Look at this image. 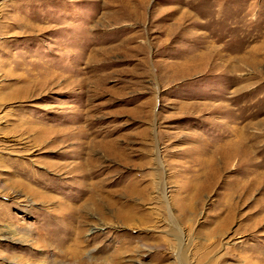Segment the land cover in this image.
<instances>
[{
    "label": "rangeland",
    "instance_id": "obj_1",
    "mask_svg": "<svg viewBox=\"0 0 264 264\" xmlns=\"http://www.w3.org/2000/svg\"><path fill=\"white\" fill-rule=\"evenodd\" d=\"M183 263L264 264V0H0V264Z\"/></svg>",
    "mask_w": 264,
    "mask_h": 264
},
{
    "label": "bare ground",
    "instance_id": "obj_2",
    "mask_svg": "<svg viewBox=\"0 0 264 264\" xmlns=\"http://www.w3.org/2000/svg\"><path fill=\"white\" fill-rule=\"evenodd\" d=\"M145 191H146L145 189H140V190H139V193L142 194V195H145V193H146ZM163 193H165L164 190H163ZM33 194L35 195V197L40 196L37 192H36V194H35V192H33ZM122 215H123L124 219L127 220V221H130V220L132 219V217L134 216L133 213H132V211H131L129 214H124V213H122ZM9 234H11V235L13 236V235L16 234V232L13 231V230H12V231L10 230ZM186 258H187V257H186ZM186 258H185V259H186ZM183 264H184V263H183Z\"/></svg>",
    "mask_w": 264,
    "mask_h": 264
}]
</instances>
